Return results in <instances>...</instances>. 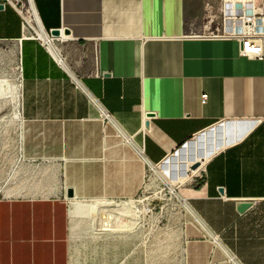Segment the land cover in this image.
I'll return each instance as SVG.
<instances>
[{"label": "crops", "instance_id": "0c3cea01", "mask_svg": "<svg viewBox=\"0 0 264 264\" xmlns=\"http://www.w3.org/2000/svg\"><path fill=\"white\" fill-rule=\"evenodd\" d=\"M33 4L61 42L51 54L21 40L20 17L0 6V44L20 66L18 144H0V264H69L71 200L107 207L144 194L149 165L219 124L205 177L183 195L205 229L185 223L176 260L229 264L226 250L264 264V61L198 37L200 0Z\"/></svg>", "mask_w": 264, "mask_h": 264}, {"label": "rangeland", "instance_id": "374dc122", "mask_svg": "<svg viewBox=\"0 0 264 264\" xmlns=\"http://www.w3.org/2000/svg\"><path fill=\"white\" fill-rule=\"evenodd\" d=\"M6 49L5 45L0 44V81H7L13 90L0 97V144H18L20 81L16 62ZM173 155L178 162V154ZM184 168L185 164L181 171L186 175L184 181L172 184L173 192L185 199L183 195L194 186L198 172H185ZM176 169L173 166L174 177ZM159 173L160 168L150 171L144 194L104 206L110 209L120 203H129L127 208L134 211L133 215L136 213L135 216L121 217L117 228L95 229V224L87 220L80 221L75 229L70 230L69 264H179L176 260V241L180 240L185 223L194 219L165 187ZM163 178L169 179L168 175ZM123 221L125 226L121 228Z\"/></svg>", "mask_w": 264, "mask_h": 264}, {"label": "built area", "instance_id": "2783aa9c", "mask_svg": "<svg viewBox=\"0 0 264 264\" xmlns=\"http://www.w3.org/2000/svg\"><path fill=\"white\" fill-rule=\"evenodd\" d=\"M205 7V15L202 19V34L198 37L205 39H227L233 38L238 42V48L242 55L252 56L254 59L264 60V27H253L246 31L244 17L248 11L254 10V0L244 2L243 0H219L218 6L214 9L211 1L203 0ZM263 10L254 14L253 18L264 24V0H260ZM245 4L250 6V10L246 9ZM0 6L9 7L20 17L22 39L33 40L39 42L48 52L50 47L54 50L61 42L59 37L51 35V32H46L42 27L40 20L36 14L33 0H0ZM18 73L20 66H17ZM20 80V75L18 76ZM89 97V96H88ZM90 101L98 108L101 119L110 121L111 116L102 107H100L91 97ZM202 102H205L207 95L201 97ZM188 143V142H187ZM187 143L183 144L184 147ZM179 150V149H178ZM176 150L173 154L178 152ZM171 154V155H173ZM170 156V155H169ZM168 156V157H169ZM158 166V165H156ZM156 166H148L150 171H153ZM205 177V166L198 172V178ZM193 213V212H192ZM195 216V215H194ZM195 220L205 229L204 225L195 216ZM217 243V237L214 238ZM229 264H239L237 259L226 250H223Z\"/></svg>", "mask_w": 264, "mask_h": 264}, {"label": "bare ground", "instance_id": "6f19581e", "mask_svg": "<svg viewBox=\"0 0 264 264\" xmlns=\"http://www.w3.org/2000/svg\"><path fill=\"white\" fill-rule=\"evenodd\" d=\"M243 1L246 3V2H249L250 0H243ZM253 2H254V10L248 11L244 17V22L246 24L245 25L246 31L253 27H256V28L264 27V24H260L259 20H257L256 18H253L254 14H258L263 10V6L260 0H254ZM250 6L251 5L248 6L247 4H245L246 9L249 8L248 10H250ZM215 40H229L230 41V40H235V39L227 38V39H215ZM244 56H247V55H244ZM249 57H252V56H249ZM12 90H13V87L7 81L5 80L0 81V97L4 95L6 96V94L8 95V93ZM222 132H223L222 126L216 125L198 134L195 137L196 138L195 141L193 142L189 141L184 147H181L178 150L177 156L180 157L178 158V162L175 161L176 159L174 158V155H172L166 158L160 165L154 167L155 169L160 168L161 173L159 174H161L160 176H162V181L164 182L165 187L169 189L170 192H172V195L174 196L176 201H178L182 205V207L192 217H194L193 213L191 212L187 203L184 202L186 201V199H184L180 194H175L176 192L175 193L173 192L174 190H173L172 182H175V181L183 182L184 181V178L186 177V175L181 174L183 164H185V168H184L185 172H188L189 170L190 172H193V173L199 172L201 168L205 166L208 158L215 151L218 150V147L220 145V141L223 135ZM191 155L193 157H191ZM181 156H184V157H181ZM195 163L199 164V167L197 169H192V166ZM173 166H176L177 168L175 177H174V172L172 170ZM167 175L169 179L165 180L163 176L165 177ZM171 176L173 177L171 178ZM128 204L129 203H120L118 205H114L113 208L108 209L104 207L105 204L102 202H94L91 204H87L84 202L71 200L70 218L72 221V226L76 228L80 221L91 220L95 224V229L105 230V229H112V228L114 229V227L117 228V226L120 225L121 217L135 216L136 214L135 213L133 215L134 211L127 208ZM124 223H125L124 221H123V224L121 223L122 224L121 228L125 226Z\"/></svg>", "mask_w": 264, "mask_h": 264}, {"label": "water", "instance_id": "95a60500", "mask_svg": "<svg viewBox=\"0 0 264 264\" xmlns=\"http://www.w3.org/2000/svg\"><path fill=\"white\" fill-rule=\"evenodd\" d=\"M64 33L67 34L68 32H64ZM51 35H52V36H55V37H59V36H60V31H59V30H54V31L51 32ZM145 127H146V128H149V124H146ZM198 167H199V164H196V163H195V164L192 166V169H197ZM67 196H68L69 198H71V197H72V192H71V191H68V192H67ZM184 202L186 203V201H184ZM249 207H250V203L239 204V205L237 206V211L240 212V213H242V212H244L245 210H247Z\"/></svg>", "mask_w": 264, "mask_h": 264}]
</instances>
